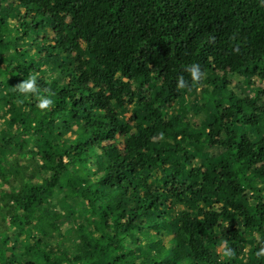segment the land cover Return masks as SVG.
Returning <instances> with one entry per match:
<instances>
[{
  "label": "trees",
  "instance_id": "16d2710c",
  "mask_svg": "<svg viewBox=\"0 0 264 264\" xmlns=\"http://www.w3.org/2000/svg\"><path fill=\"white\" fill-rule=\"evenodd\" d=\"M1 119L0 264H264L262 0H0Z\"/></svg>",
  "mask_w": 264,
  "mask_h": 264
},
{
  "label": "rangeland",
  "instance_id": "374dc122",
  "mask_svg": "<svg viewBox=\"0 0 264 264\" xmlns=\"http://www.w3.org/2000/svg\"><path fill=\"white\" fill-rule=\"evenodd\" d=\"M235 82L239 84V86H235L233 88V91L240 95L245 91V93H252L254 92V89H258L261 87L260 83L257 82L255 79L250 80V84L244 79L235 78ZM204 99L202 95H197L196 98L193 96L186 97V103L182 104L181 106H178V108H183L187 110V119L195 120L197 123H201L203 121L204 116V109L202 105L204 104ZM5 119L0 120V123L3 124ZM27 147V146H26ZM25 147L21 149V152L25 151ZM24 164L23 168H21V172H30L34 167H36V164L33 163L31 159V155L28 153H22L21 155H12L7 156L5 159L2 160L0 164V173H3L4 175H7L5 179L0 180V229L1 224H4V220L8 218L10 208L7 204V198H5L6 192L12 193L15 189V186L19 180L22 179V177L19 174L15 173L14 167L18 168L20 164ZM64 234V233H63ZM57 239L59 242L63 241L64 237L62 235H58ZM244 260L241 261L239 259L240 264H247L246 262L249 261L248 254L244 255Z\"/></svg>",
  "mask_w": 264,
  "mask_h": 264
},
{
  "label": "clouds",
  "instance_id": "9594fccd",
  "mask_svg": "<svg viewBox=\"0 0 264 264\" xmlns=\"http://www.w3.org/2000/svg\"><path fill=\"white\" fill-rule=\"evenodd\" d=\"M262 2H264V0H262ZM187 71H189L190 77L193 81L199 80L201 73L198 65L193 64L189 66L187 68ZM176 84L178 88H183L186 86L184 78L182 76L177 78ZM37 88V79L31 75H29L27 79H23L20 83L15 86L16 91L19 94L23 95L25 98H27L29 94L39 95ZM51 104L52 100L49 98V96H39L36 107L42 110H47ZM219 248L221 249V255L223 257L231 256L232 249L228 246L227 241H221L219 244ZM256 256H264V245H262L256 252Z\"/></svg>",
  "mask_w": 264,
  "mask_h": 264
}]
</instances>
